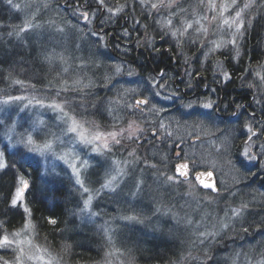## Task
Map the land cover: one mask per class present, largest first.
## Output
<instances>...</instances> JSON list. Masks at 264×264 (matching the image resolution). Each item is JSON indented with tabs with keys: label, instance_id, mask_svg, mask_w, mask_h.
<instances>
[{
	"label": "rangeland",
	"instance_id": "rangeland-1",
	"mask_svg": "<svg viewBox=\"0 0 264 264\" xmlns=\"http://www.w3.org/2000/svg\"><path fill=\"white\" fill-rule=\"evenodd\" d=\"M0 1L8 13L17 17L0 25V47L5 46V39L23 47L22 53L7 49L2 57H27L28 46L38 47L47 66L45 79L54 89L43 95L22 89L15 96L0 98V171L7 167L8 155L16 152L17 157L26 154L28 160H35L40 166L38 173L34 171L36 178L31 171L21 179L29 184L25 199L16 207L24 218L16 228L3 230L0 240L7 236L12 245L0 244V264H138L139 257L150 260L159 247L170 248L169 242L187 249L193 235L203 255L194 261L185 259L173 264H264V236L260 235L251 245L246 241L253 236H237L244 226L264 223V185L255 186L264 181V126L259 129L261 134L254 128L259 117H251L248 111L247 118L243 108L247 106L232 114L228 107L218 108V100L211 98L212 94L205 97L203 91L195 92L189 83L184 97L170 94L169 87L158 86L149 75H131L128 67L116 65L110 70L111 64H105L97 54L107 49L104 44L101 46L105 40L94 26L104 16L116 20L124 15L126 9L116 8L111 1L91 0L92 9L99 7L100 13L103 11L100 16H87L70 5L59 6L60 0H12L11 4ZM136 1L142 12L149 9L144 13L146 17L155 11L153 21L158 33L178 48L180 56H185L183 49L189 55L190 49L195 48V53L188 56L189 62L212 64L224 85L229 83L231 77L220 57L232 54V63L238 65L243 54V29L237 31L236 11L244 3L251 7L255 0H236L235 5L233 0H198L191 13L185 10L183 0ZM152 4L157 7L151 8ZM108 6H112L111 11ZM247 10L242 13L244 22L249 20L245 16ZM245 76L243 79L250 83L259 80L249 88L251 92L260 88L252 100L264 115V65ZM34 78L36 83L40 81L37 76ZM6 81L0 86H9L11 93L18 82H23ZM97 81L101 83L96 85V92L107 94L108 104L95 103V107L79 109L69 105L75 90L93 89ZM136 99H147L148 112H156L154 122L161 125V132L175 137L178 160L175 158L173 168L170 162L145 158V149L138 144L147 141L150 134L135 132L136 128L144 130V125L136 121L122 124L123 118L133 116L128 105ZM204 103H211L213 108L204 109ZM121 124L124 126L117 128ZM152 127L148 125L147 129L152 131ZM113 133L120 144L113 139ZM129 135L133 138L126 139ZM186 165L188 181L176 171ZM210 171L215 178L214 188H205L203 178ZM21 180L17 190L22 187ZM65 186L77 199V210L72 211L71 218L76 219L78 226L71 229L66 239L73 238L75 249L93 251L95 243L102 245L97 249V258L93 253L87 263L78 261L72 248L62 249L57 234H46L45 238L58 251L37 238L28 202L30 194L33 199H43L49 190L64 193L61 190ZM258 246L262 247L259 254L251 253ZM214 247L218 250L211 255L209 250Z\"/></svg>",
	"mask_w": 264,
	"mask_h": 264
},
{
	"label": "trees",
	"instance_id": "trees-1",
	"mask_svg": "<svg viewBox=\"0 0 264 264\" xmlns=\"http://www.w3.org/2000/svg\"><path fill=\"white\" fill-rule=\"evenodd\" d=\"M107 1H111L115 4L116 8L126 9L124 15H120L118 19L115 20L110 16H104L99 19L94 26L95 30H98V33H96L105 40V42L101 41V46L104 44L105 49H107V52L102 51V53L97 54L100 55V58L104 59L106 62L105 64H111L110 70H112L111 67L121 65L128 67L131 75L143 77L149 75L152 79L155 78L156 81V78L164 75L165 78L163 80H167H165L163 84L158 85L157 82L155 83H157L158 86L169 87L170 94L175 92L184 97V90L187 89V83L192 85L195 92H202L205 87H208L209 93L205 94V96H208L210 91H212L214 95L211 98L218 100V108H221V106L228 107L227 109H229V112L232 114L235 113L237 107L240 108L242 106H247V109H245V107L243 108L244 111L247 110L245 113L247 118L249 117L248 106L250 104V106H253L252 97L256 99V95L259 93L260 88L255 87L251 92V89L248 87L250 81L244 80L243 77L246 72L248 73V71H252L254 68L264 65V0H255L252 6L247 10L245 16L249 20L245 22L246 31L243 30L241 34L243 39L241 51L243 54L238 65L232 63V54L227 55L226 57H220L221 62L224 63V66L227 69L226 74H229L231 77L229 83L225 85L222 77L216 76L217 74L213 71L212 64H206L203 66L196 62H189L191 60H189L188 56L195 53V48L190 49L189 55H187L183 49L182 51L185 56H180L178 48L169 45L166 40L162 39L163 36L161 33H158L153 21V18L156 17L154 10H152L148 17H146L144 13L147 14L149 9L142 12L141 7L137 5L136 0H103V2ZM196 2L199 1H182V3H184L183 6L186 8L185 10H188L190 13L193 11V4ZM91 3V0H60L58 4L59 6L62 4V7L63 5H70L74 9L83 11L87 16H89L88 13H90V15L93 14L95 16H100L103 11L100 13L99 7L92 9ZM111 7L112 6H108V8ZM65 8L67 7H64V9ZM252 13L254 15H252ZM15 17L14 14L7 12L0 1V25L9 24V20L14 19ZM252 17H255V19L252 20ZM63 19L69 21V17L64 15ZM137 21L139 23H137ZM249 21L251 22L249 23ZM141 27L143 28L142 30ZM125 33H127V35ZM82 35L84 36V34ZM4 41L5 48L0 47V83L7 82L6 79H9V81L14 83H16V80H21L23 82H18L16 84L15 88H13V93H11L12 88L9 86L6 88L0 86V98L15 96V94L17 95L22 89L32 90L33 92H37V95H43V92H48V89L53 91V84L49 81L47 82L45 79L48 75L47 66L44 64L45 59L39 53L38 47L29 44L30 47H27V57L19 54L21 55L20 57L14 56L17 59L8 58L5 60L3 55L5 54L4 52H7V49L12 50V52H21L23 47L19 46L20 44L17 45L13 41H7L6 39ZM12 52L10 54H12ZM83 55L87 56L84 52ZM110 59L112 61L109 63ZM189 74H191L190 80H188ZM35 76L40 80L37 83L34 78ZM245 77H247V75ZM247 78L249 79L250 77ZM255 81H257L256 84H258L259 80L256 79L254 81L252 80L251 84H253V82L255 83ZM99 83H101V81H97L94 84L93 89H87L82 92L81 89H78L77 92L75 90L73 96L74 100L69 105H72L74 108L77 105L78 107H76V109H79L80 107H95V103L101 105L103 103L108 104L110 97L107 94L106 96L98 95L100 93L96 92L97 89H95V87ZM33 94L35 93H31L30 95ZM148 107L149 105H147L144 113L141 115L136 113V115L128 117L127 120L123 118L122 124L129 121H136L139 124L144 125V131L147 136L148 134H150V136L145 139H148L147 141L138 144V146L145 149L143 153L145 158L149 161H160L164 164H169L170 162V165L173 168L178 160L175 157L176 150L174 151V149L177 148L178 143H176L174 139L175 137H170L167 132H165V135L161 132V125H158L156 121L154 122V120L157 119L156 112L152 113L150 111L151 113H149L148 111L150 109ZM161 110H163V108ZM121 111L119 110V113ZM260 115L262 116V114ZM256 120L255 123L259 124L261 122L260 119ZM122 124L117 125V128L120 129V127H123L124 125ZM148 125L154 127L152 130L154 132L147 129ZM153 133H155V135H153ZM179 151L181 152V150ZM16 153H14V155H8L6 153L8 155L7 167L0 171V238L4 229H14L23 222L24 214L20 209L13 208L12 206V200L18 188V181L25 179V175L31 171L32 176L36 178L37 174H35L34 171L37 172V170H40L37 161L32 159L28 160L29 157H27L26 154H21L20 157H17L18 153ZM181 156H183L182 152ZM262 184L264 185V181L263 183L260 182V185L256 183L255 186L261 187ZM61 191L64 193H61L59 190H49L43 199H33V196L31 197L30 194L28 202L33 213L37 238L39 242H44L50 245L51 249L58 251L59 248L53 247L50 240L45 238L46 234L49 235L55 233L59 236V246H61L62 249L68 251L69 248H72L78 261L87 263V261L91 259L93 253L95 254L94 258H97V249L102 245L99 246V242L95 243L94 245L96 247L93 250L94 252L92 249H75L74 243L71 241L73 238H70L69 240L66 239L69 237L68 235L71 232V229H75L76 227V229H78L77 224H75L76 219L71 218V216L74 218L72 211L77 210V208H75L77 199H75L74 194L69 191L68 186H65L64 190ZM50 219H55L57 224L52 225L49 223ZM244 228H248V226H244L237 236L239 238H244L249 235L253 236L251 241H246V244L248 245L255 244L260 235L264 236V223L252 224L247 232L244 231ZM195 238V235L190 238L189 244H187V249L185 250H183L178 243L169 242L170 248L159 247V249L153 251L150 260H145L144 258L139 257L138 264H173L175 262L183 263L185 259H187V262L189 259L192 261H194V259L197 260L203 254L201 250L197 249L198 244L196 243ZM237 239L238 238H236L235 241H237ZM224 241L225 240H223V242ZM171 245L174 246V252L171 251ZM256 245H258V243ZM217 247L209 250L211 255L214 254ZM244 248H247V246ZM261 249L262 247L258 246L251 253L259 254ZM181 250L182 253L180 254L179 251Z\"/></svg>",
	"mask_w": 264,
	"mask_h": 264
},
{
	"label": "snow or ice",
	"instance_id": "snow-or-ice-1",
	"mask_svg": "<svg viewBox=\"0 0 264 264\" xmlns=\"http://www.w3.org/2000/svg\"><path fill=\"white\" fill-rule=\"evenodd\" d=\"M9 4L12 3V0H8ZM101 3H103V0H100ZM236 4V0H233V5ZM14 7L16 8H19V5H14ZM157 7L156 4H152L151 5V8L155 9ZM250 8V4L249 3H244L243 4V8L239 9L236 11V20H235V25L237 27V31L239 32V30L243 29L246 31V28H245V17L242 16V13L244 11V9H249ZM109 11H111V8H109ZM252 19H255V17H252ZM251 21H249L250 23ZM137 23H139L137 21ZM169 23H171V21H169ZM228 21H225V24H227ZM189 28H191L192 26L191 25H188ZM127 35V33H125ZM172 35H175V33H172ZM192 43H195V41H192ZM233 44H235V41H232ZM116 71H120V69H116ZM261 80H264V77H261ZM255 85L253 84H249L248 87H254ZM18 99V98H17ZM149 104V101L147 99H136L134 101V104L133 105H128V107H131L133 110L131 113H129L130 115H136L137 112H143V106H147ZM204 109H212L213 108V105L211 103H204L203 105H201ZM189 108L193 107V105L190 103L188 105ZM131 125H129V129H131ZM127 131V129H126ZM143 129H140V128H136L135 129V132H140V133H143ZM123 135V133H122ZM153 135H155V133H153ZM113 136V139L115 140V142L117 144H120V140H116V134L113 133L112 134ZM126 139H132L133 136L132 135H129V136H126L125 137ZM137 139H139V137L137 136L136 137ZM264 158V157H262ZM209 176L212 175V173H208ZM168 179H172L171 177H168ZM21 183H22V187L19 188L17 191H16V199L12 201V205H13V208H16L18 207V202L19 201H23L25 199V192L26 190L29 188V184L26 180H21ZM204 187L205 188H214V185H210V184H204ZM237 215H239V213H237ZM126 219L128 220H135L136 217H126ZM49 223H51L52 225H56L57 224V221L55 219H50L49 220ZM244 231L247 232L248 231V228H244ZM0 244H2L3 246L5 247H10L12 245V241L9 240V238L7 236H3L2 237V240H0ZM209 259H211V257H209ZM4 264H8L7 261H4Z\"/></svg>",
	"mask_w": 264,
	"mask_h": 264
},
{
	"label": "flooded vegetation",
	"instance_id": "flooded-vegetation-1",
	"mask_svg": "<svg viewBox=\"0 0 264 264\" xmlns=\"http://www.w3.org/2000/svg\"><path fill=\"white\" fill-rule=\"evenodd\" d=\"M90 5V4H89ZM165 78V76L164 75H161L160 77H158L157 79H159L158 81L159 82H157L158 83V85H160V84H163L165 81H163V79ZM203 92H204V96H205V94H207V93H209V89H208V87H205V89L203 90ZM195 93V92H194ZM199 93V92H198ZM197 94V93H196ZM210 94H212V95H214L213 94V92L212 91H210ZM195 97V96H194ZM205 97H207V96H205ZM254 98V97H253ZM253 102H254V100H252ZM249 107V112L251 113L250 115H251V117H253V118H257V117H259V119H260V123L258 124V123H255L254 124V128H257V130H256V133H260L261 134V132H260V130L259 129H261L262 127H261V125H263L264 126V115H260L261 113H260V108H259V106H248ZM236 109H239L238 107L236 108ZM260 113V114H259ZM263 135H264V129H263ZM260 164H258V162H257V166H259ZM258 169L261 171V168H259L258 167ZM176 171H177V168H176ZM177 174H178V172H177Z\"/></svg>",
	"mask_w": 264,
	"mask_h": 264
},
{
	"label": "water",
	"instance_id": "water-1",
	"mask_svg": "<svg viewBox=\"0 0 264 264\" xmlns=\"http://www.w3.org/2000/svg\"><path fill=\"white\" fill-rule=\"evenodd\" d=\"M143 107H146V106H143ZM178 172L183 173V177H182L183 180H185V181L189 180L190 177H189V174H188V172H189L188 165L179 167L178 168ZM208 173H212V172L210 171ZM208 173L204 176L203 181H204L205 184L213 185L214 182H215V178L213 176V173H212L211 176H209Z\"/></svg>",
	"mask_w": 264,
	"mask_h": 264
}]
</instances>
